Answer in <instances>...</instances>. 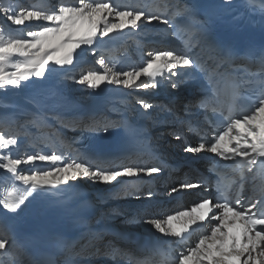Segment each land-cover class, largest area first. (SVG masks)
I'll return each mask as SVG.
<instances>
[{"label": "snow or ice", "instance_id": "6c2138e0", "mask_svg": "<svg viewBox=\"0 0 264 264\" xmlns=\"http://www.w3.org/2000/svg\"><path fill=\"white\" fill-rule=\"evenodd\" d=\"M248 7L264 15V7L257 9L256 0H251ZM181 11L189 18L188 30L193 33L189 47L197 46L201 39L207 42V22L198 19L190 8ZM0 15H6V19L17 26H24L31 21L46 22L39 30H27L23 37L6 35L0 26V89L20 88L22 82L31 77L42 78L49 70V65L53 68L73 65L79 55L78 50H92L95 54L94 45L103 43L105 37L111 39L110 34H120L125 29L139 30L142 19L148 23L157 21L164 25L170 24V18L147 14L143 10L121 8L114 5L112 0H77L75 5L60 4L53 11L26 9L0 0ZM209 47L213 49V54L203 62L191 57L188 52L157 51L147 53L149 59L143 66L129 70H117L114 64L106 62L101 55L98 63L105 70L88 71L78 83L92 90L100 89L105 84L147 90L158 87L159 77L168 79L170 86L175 89L179 81L171 77L202 74L211 96L219 97L227 92L233 98L244 96L252 100L250 109L239 115H234L229 108L228 114L224 116L225 124L217 129L216 135L210 140L202 141L195 147L187 146L184 150L188 153L214 154L217 163L230 161L231 165L226 167H235L242 174H251L249 178L254 179L255 171L264 173V54L258 58L257 70L252 71L251 61L237 64V58L231 52L211 43ZM141 77L147 80H141ZM138 103L143 110L153 108L152 104L143 100ZM201 107L206 109L207 104L202 101ZM217 111L216 108L212 109L214 113ZM220 114L224 115L222 111ZM102 130L107 132L108 125H103ZM176 138L179 139L178 136ZM17 143L16 138H7L0 132V150L9 149ZM0 161H3L0 162V169L29 186L23 192L12 187L0 197V206L13 213L21 209L34 193L60 192L62 186H74L70 182L90 179L112 184L118 182L119 178H154L162 171L160 167L101 169L87 161L72 157L66 159L63 153L55 152L28 154L22 159L4 154L0 156ZM37 161L47 162L50 167L23 173L17 171L22 164L35 165ZM214 171L217 174L216 187L221 192L215 202L205 198L190 209L147 222L163 237L177 239H186L191 231H195L194 226L208 229L193 247L179 254L174 264H264V194L259 199H250L247 204L240 198L229 199L220 189L219 170ZM201 187H207L206 182L183 183L173 187L171 193ZM127 194L142 198L139 191H129ZM152 195L151 191L146 194L149 199ZM0 253L16 257L13 264H25L23 249H17L9 239L0 237Z\"/></svg>", "mask_w": 264, "mask_h": 264}, {"label": "bare ground", "instance_id": "6f19581e", "mask_svg": "<svg viewBox=\"0 0 264 264\" xmlns=\"http://www.w3.org/2000/svg\"><path fill=\"white\" fill-rule=\"evenodd\" d=\"M129 1V2H128ZM140 0H112V3L116 6H119L121 8H131L133 10H136L137 7H139V2ZM143 1V8H146V10L142 9L145 11L147 14L151 15H160L163 18H170V24L169 25H164L161 22L153 21L152 23H148L147 21H142L140 22V28L139 30H131V29H125L123 30V33L117 34L113 33L110 34L111 39L109 37H105L103 43H98L97 45H94V49H103L105 50L106 47L110 46L112 47L115 43L120 42L128 47L127 50L124 51L121 55L123 57L119 61L120 63L117 66V70H129L131 68H138L140 66H143V63L146 61L145 56L141 53V46H143L140 43V38L143 37V34H151L154 36H164L168 40H170L172 43H176L177 41H182V40H188L192 39L193 36L186 34L179 28L178 26V20L179 19H186L187 17L182 13V15L178 16H170L166 17L162 15V11L164 8V5L161 6H153L149 7V4L145 1ZM173 3V2H171ZM69 4V3H68ZM172 6V4H171ZM187 8L185 6L182 7ZM168 13V12H167ZM129 49H133L130 51ZM175 51L177 53H182L180 51L174 50L172 47L168 46V48L164 51ZM85 51L78 50L80 53L79 56H82ZM148 52H156V49H153L152 51ZM188 54L193 57V58H198L201 62L204 60H207L208 56L211 55L209 50L205 48V43L200 40L199 44L197 46H193L191 51L188 52ZM82 59V58H81ZM81 60L78 62L80 63ZM68 67V66H67ZM67 67H55L53 68L51 65H49V70L45 72V76L42 77V80L40 79H35L32 81H29L27 83H24L25 87L23 86L22 88H28L25 91L27 93V96L25 95V101L26 104L30 107L31 110H36L40 111L43 113V116L45 119H55V118H61L62 115L67 113L69 110H72L74 107H76L79 104V99L75 97V95L71 93H67L66 89L58 87L57 86V79L58 76H62L64 73L67 72ZM167 76V73H166ZM143 80H147L146 77H141ZM172 80L174 81H179L178 87L177 88H172L170 86L169 80L164 79V83L155 89L149 88L151 93H162L163 95L166 96V99L164 100H153L150 101L149 103L153 105L152 108V113L154 114V118L150 117L146 121V125H150L149 128L154 130V139L153 142L156 144L157 148L163 152L164 155H166L168 158H172L174 160L178 159H183V158H188L190 156H194L198 153H188L184 149H181L178 144V142H172L168 139L167 133H166V127L163 125L164 123L166 126H174V122L176 120L175 114L170 113V109L176 108V110L186 116H193L194 115V110L190 109L189 107H183V103H174V96L173 94L177 92H184L185 89H193L194 85L188 83L187 76H174L171 77ZM139 83V82H138ZM44 86V92L45 96L44 97H39L40 99H43V102L39 103V101L33 102L35 99H29L31 98L30 94L32 92H35L32 89L30 90L29 88H32L33 86ZM115 85L111 84H105L102 85L100 89L94 90L93 98L91 102L97 101L100 99L99 96H104L105 94L108 93L109 89ZM122 86V85H120ZM35 88V87H34ZM39 88V87H38ZM133 89V88H132ZM135 89V88H134ZM42 90V89H41ZM38 91V90H37ZM29 94V95H28ZM36 94V93H35ZM98 96V97H97ZM131 97L135 98L134 96H129L126 100H123L121 102H117L116 105L112 106L111 110L113 112V116L110 120L104 121L107 124L114 123L117 121V117L119 116L120 121L125 120L127 117L130 116H136L139 114L140 110H143L142 108L137 110H134L133 108H127V105L131 104ZM19 98V97H18ZM193 98V97H192ZM191 98V99H192ZM191 99L189 102H191ZM122 108V109H120ZM179 114V113H178ZM118 115V116H117ZM184 115H178V117L184 116ZM118 118V119H119ZM11 121L15 120V117L11 115L10 117ZM50 123V122H49ZM102 123H96L92 122V119H83L81 121L80 126L75 127V132H79L81 130H87V131H92L94 135H101L106 132L102 130V127H99V125ZM160 127H162L160 129ZM180 130H183V125L179 124L178 125ZM111 125L108 126V131L111 129ZM243 131V129H241ZM64 133V132H63ZM65 134V133H64ZM67 134H65L64 137H66ZM72 135H69L68 137L70 138ZM18 143L21 144L23 142L22 140L18 139ZM17 143V144H18ZM70 147L71 156L72 158L81 160V156L78 152V148L75 146H72L71 143L68 144ZM60 152V151H59ZM57 154H60L57 152ZM65 156V155H64ZM66 159L68 158L65 156ZM144 160V161H143ZM143 161V163H142ZM46 163V162H45ZM117 165V163L115 164ZM96 167L95 165H93ZM125 167H153V163L145 161V158H140L137 160H132L128 166ZM98 168V167H97ZM107 169H119L116 166H111L108 165ZM18 172H20V169L18 167L17 169ZM172 179L175 180L176 175L174 174ZM125 178H119L118 182H113L108 189L106 188H96L99 190L98 193V198L103 200V203H110L114 201H128L131 203L133 200L140 201L144 199L143 202H147V196L145 195V191L143 189L138 190V188L133 189L131 187L130 183H124L123 180ZM176 182V180H175ZM4 183H9L10 188L15 187L19 189L21 192H23L25 189H27L29 186L24 185L22 181H18L15 176L11 173H8L4 169H0V185ZM73 183L74 186L68 187V186H62V190L60 192L53 191L50 194H33V196H30L27 201H25V204L21 206V209H18L15 213L9 212L6 209H3L2 206H0V237L9 239L12 241V244L17 248H21V244L17 238L14 237V234L12 233L13 230L17 229L23 233L29 232V225H28V215L27 212L30 209L34 208H40V207H49L53 203V199H58V200H71L75 198L78 195V192L85 188L87 186V183H85L84 180H78L76 182H70ZM107 185V184H104ZM180 185V181H177L175 187H178ZM97 187H102V186H97ZM129 191H139L142 194L141 199H137L132 195H128L127 193ZM113 193V194H112ZM116 193H121L120 195H115ZM112 194V195H111ZM0 197H3L0 194ZM158 197V196H156ZM155 197H151L150 199H153ZM130 208L126 210L120 211L118 214H116L113 217V220H107V215L102 213L100 215V218L98 219V223H104L106 224L107 222L112 225V227H118V228H135L139 229L142 232L158 236L160 238H166L163 237L162 234L158 233L153 225L148 223L147 221L150 219L154 218H160L157 213L153 217H148L146 214H141L139 212V205H135L133 203L130 204ZM188 206L187 203H185L184 207H181L180 204L175 203L174 205H171L170 209L168 211H165V217L170 214H174L176 211H182L186 210V207ZM127 211L129 212H137V216H129L127 215ZM139 215V216H138ZM137 218V219H135ZM161 219H163L161 217ZM8 230L10 232V235L8 232L4 230ZM12 233V234H11ZM103 237V242L98 243V246L104 251L108 252V255L106 257H103V263L102 264H119L121 262V254L123 251L128 249L129 245L124 244V240L121 239L118 240L120 235L117 232H110L108 235H102ZM89 238H93L89 236ZM200 237L197 238V240ZM110 240H113L115 242V246H111ZM191 241L189 244L183 246L180 250V253L185 252L188 248H191L195 245L197 242ZM108 243V244H107ZM84 245V246H83ZM93 243L87 239L85 243L82 244L81 247H78V250H75V253L78 254V258H81L80 260H87L89 259L90 253L94 251L95 247L92 246ZM115 247L119 248L118 251H115ZM109 256V257H108ZM99 258V257H98ZM16 257L11 256L10 254L6 253H0V264H13L14 260Z\"/></svg>", "mask_w": 264, "mask_h": 264}, {"label": "rangeland", "instance_id": "374dc122", "mask_svg": "<svg viewBox=\"0 0 264 264\" xmlns=\"http://www.w3.org/2000/svg\"><path fill=\"white\" fill-rule=\"evenodd\" d=\"M4 3H12L14 6L18 5L26 9H45L48 11H53L56 10V8L60 4L69 3L75 5L77 3V0H4ZM136 10L141 9L140 7H138ZM45 25L46 22L31 21L26 22V25L24 26H17L8 21L6 19V15H0V26H2V30L5 31L6 35H10L12 37H23L27 30H39L41 26ZM158 40L163 43L165 42V39H162L161 37H155L149 35L148 33L143 34V42L146 44H149L150 41ZM125 49V45H118V47L113 50H103L102 48L95 49V54H93L92 50H87L82 56H79L80 53L78 52L79 55L74 60L73 65H70L68 67L66 66L68 69L67 72L62 76H58L57 86L66 89L67 93L69 92L71 94H74L75 97H77L80 101H87L88 99L93 98L94 90L90 89L86 85L79 84L78 80L83 74L88 71L103 72L105 70L104 66L98 63V59L101 55L104 56L106 62L114 64L117 69V66L120 63L119 61L123 57V55L121 54L124 53L123 51ZM147 50H150L148 46L142 52L143 54H145L146 60L149 59ZM79 60H81L80 63L78 62ZM35 79L37 78L31 77L28 81L22 82V86L20 88L9 87L6 89H0V132H3L7 138H16L17 140L20 139L23 141L21 142V144L18 143L16 146H12L9 149L0 150V156L9 154L12 158L22 159L28 154H51L52 152H58L63 153L65 156L69 157L72 154L71 152H69L70 150L67 146V137L64 136L65 134L70 135L71 132H73L72 127L74 125H70L72 123V120L66 118L63 120L56 118L45 119L42 112L31 110L30 107L26 104L25 95L27 96V93H25L24 90L28 88H22L23 86L25 87V85L23 84ZM38 79L42 80V78ZM29 89H35L33 90L35 92H32L30 94L31 98L29 97V99H35L33 100V102H43V99H40L39 97L45 96L44 86L36 85ZM135 89L136 90H134V94H136L138 99L131 102V104L128 105V108L139 106L140 104L138 103V101L140 100L147 102V100H150L151 98H155L157 96L155 93H150V89ZM11 115L16 118V121H11ZM49 121L52 122V125H50ZM163 125L166 127L168 139L172 142L177 141L176 136L172 132L171 126H166L165 123ZM125 166L128 165H116L117 168H123ZM49 167L50 165L47 162L45 163L37 161L35 165L22 164L21 166H19V169L20 173H23L33 170H46ZM101 169H107V166L104 168L102 167ZM84 181L88 186H94V188L98 189H108L111 185H104L100 182H93L90 179ZM103 200L104 198H102V201ZM130 206L131 205L128 201L125 202L123 200H117L115 202H110L109 206H107L103 212L105 215H107V220L112 221L113 217L116 214H118L122 210L129 209ZM127 215L134 216L135 213L132 211H127ZM103 257H106L105 253L96 249V251H93L89 255V259L86 261V263L102 264Z\"/></svg>", "mask_w": 264, "mask_h": 264}]
</instances>
